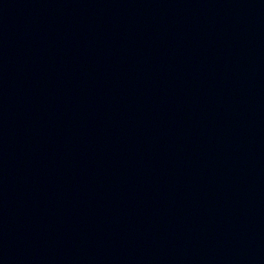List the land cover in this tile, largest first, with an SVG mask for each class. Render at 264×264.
I'll return each instance as SVG.
<instances>
[{"label":"water","instance_id":"water-1","mask_svg":"<svg viewBox=\"0 0 264 264\" xmlns=\"http://www.w3.org/2000/svg\"><path fill=\"white\" fill-rule=\"evenodd\" d=\"M0 264H264V0H0Z\"/></svg>","mask_w":264,"mask_h":264}]
</instances>
